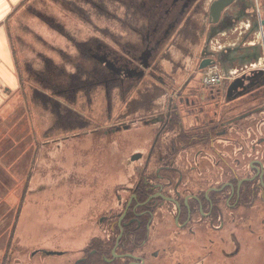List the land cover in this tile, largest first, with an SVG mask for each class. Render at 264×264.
Returning <instances> with one entry per match:
<instances>
[{"label": "flooded vegetation", "instance_id": "1", "mask_svg": "<svg viewBox=\"0 0 264 264\" xmlns=\"http://www.w3.org/2000/svg\"><path fill=\"white\" fill-rule=\"evenodd\" d=\"M123 1L120 38L79 42L69 84L60 63L38 76L50 131L68 134L57 148L103 140L120 178L85 213L33 211L31 242L23 199L0 264H264V0H222L213 16L220 0ZM187 42L195 66L174 55ZM207 58L222 74L213 85Z\"/></svg>", "mask_w": 264, "mask_h": 264}, {"label": "rangeland", "instance_id": "2", "mask_svg": "<svg viewBox=\"0 0 264 264\" xmlns=\"http://www.w3.org/2000/svg\"><path fill=\"white\" fill-rule=\"evenodd\" d=\"M123 2L27 0L9 23L16 75L21 84L8 92L0 105V258L5 251L6 230L14 226L23 199L18 233L31 242L38 238L34 228L43 224L33 211L46 215L66 211L85 213L103 195L105 181L120 178L118 170H106L103 140L70 138L61 144L62 149L57 148L53 140L61 130L50 131L55 124V111L53 104L46 106L43 102L39 93L43 90L42 81L38 76L53 74L55 63H60L61 81L69 84L77 76L71 57L73 60L79 57V42L96 39L112 44L120 38L121 20L126 12L133 14ZM260 43L264 46V38ZM184 46L187 48L184 54L179 51L174 55L181 59V66H195L196 57L185 60L184 57L188 49L197 53L199 48L190 47L189 42ZM61 132L68 135L65 129ZM38 202L42 204L40 208L35 207ZM17 203L19 209L14 206ZM254 257L257 258L252 264H258L261 257L260 260L258 255Z\"/></svg>", "mask_w": 264, "mask_h": 264}, {"label": "crops", "instance_id": "3", "mask_svg": "<svg viewBox=\"0 0 264 264\" xmlns=\"http://www.w3.org/2000/svg\"><path fill=\"white\" fill-rule=\"evenodd\" d=\"M26 1L0 0V105L7 99L4 96L9 94L8 92H11V90L14 91L21 84L20 79L16 75L18 74V69L9 23L15 11L23 7ZM222 37L225 38L224 40L228 39L227 35Z\"/></svg>", "mask_w": 264, "mask_h": 264}, {"label": "built area", "instance_id": "4", "mask_svg": "<svg viewBox=\"0 0 264 264\" xmlns=\"http://www.w3.org/2000/svg\"><path fill=\"white\" fill-rule=\"evenodd\" d=\"M221 77L222 74L220 72V69L217 65H213L205 70V73L203 75V82L208 85H213L215 83H218Z\"/></svg>", "mask_w": 264, "mask_h": 264}, {"label": "water", "instance_id": "5", "mask_svg": "<svg viewBox=\"0 0 264 264\" xmlns=\"http://www.w3.org/2000/svg\"><path fill=\"white\" fill-rule=\"evenodd\" d=\"M222 2V3H221ZM223 1L222 0H220V1H218V2H215L214 4H213V6H212V8H211V12H212V16L214 15V13L217 11V13L219 12V14H220V11L226 6V5H223ZM215 21H216V19H215ZM215 59L214 58H207V59H205V60H203V62L204 63H202L201 65H200V68L201 69H204V68H206V67H208V66H210V65H212V64H214L215 63Z\"/></svg>", "mask_w": 264, "mask_h": 264}, {"label": "bare ground", "instance_id": "6", "mask_svg": "<svg viewBox=\"0 0 264 264\" xmlns=\"http://www.w3.org/2000/svg\"><path fill=\"white\" fill-rule=\"evenodd\" d=\"M95 35V34H94Z\"/></svg>", "mask_w": 264, "mask_h": 264}]
</instances>
